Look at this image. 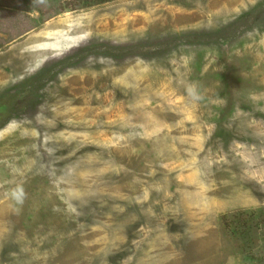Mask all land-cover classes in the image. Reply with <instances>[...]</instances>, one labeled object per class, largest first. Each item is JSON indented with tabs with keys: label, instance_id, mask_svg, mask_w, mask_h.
Returning <instances> with one entry per match:
<instances>
[{
	"label": "rangeland",
	"instance_id": "374dc122",
	"mask_svg": "<svg viewBox=\"0 0 264 264\" xmlns=\"http://www.w3.org/2000/svg\"><path fill=\"white\" fill-rule=\"evenodd\" d=\"M82 4L0 0V264H264V0Z\"/></svg>",
	"mask_w": 264,
	"mask_h": 264
},
{
	"label": "trees",
	"instance_id": "16d2710c",
	"mask_svg": "<svg viewBox=\"0 0 264 264\" xmlns=\"http://www.w3.org/2000/svg\"><path fill=\"white\" fill-rule=\"evenodd\" d=\"M112 1L115 0H82L83 4L81 5V8L105 4ZM255 214L256 212H252L250 217L244 219L246 218L245 216H248V214L245 212H241L233 217V221L225 219V225L228 229H231L235 234H240L244 238L247 237L244 241L247 242L248 240H250L249 243L251 244L254 241V239L252 238L254 222L258 223V227L264 230V210H261L260 215L259 213L256 215ZM237 225H239V227Z\"/></svg>",
	"mask_w": 264,
	"mask_h": 264
}]
</instances>
